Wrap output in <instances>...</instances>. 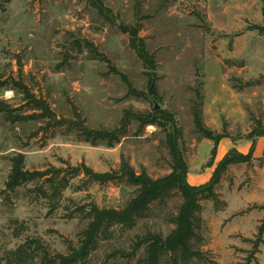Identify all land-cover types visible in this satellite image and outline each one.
Segmentation results:
<instances>
[{
	"label": "rangeland",
	"instance_id": "obj_1",
	"mask_svg": "<svg viewBox=\"0 0 264 264\" xmlns=\"http://www.w3.org/2000/svg\"><path fill=\"white\" fill-rule=\"evenodd\" d=\"M0 100L20 107L21 96L11 88L23 80L43 97L59 119L79 112L90 129H114L124 111L171 114L182 131L179 143L189 166L191 186L207 184L229 147L249 153L248 134L264 126V0H0ZM121 25L138 26L136 39L157 63L153 83L130 47L132 38ZM92 43L125 74L145 99L127 96L121 78L106 63L93 61L85 47ZM83 46H80V45ZM22 72H19V66ZM152 91V94H151ZM199 107L207 128L228 137L212 156L213 142L195 129L193 110ZM36 135V136H33ZM165 132L155 126L139 130L133 123L119 144L95 146L65 126L49 131L45 123L10 125L0 116V264L6 252L28 239H42L52 253L66 254L77 246L88 220L77 209L95 204L122 209L138 187L127 178L101 185L83 172L69 175L62 200L50 203L44 181L5 192L12 159L25 157L29 171L81 170L119 172L122 163L139 176L158 179L171 173L172 159ZM68 171V170H67ZM217 203L203 200L197 214L201 261L190 264H264L263 242L255 250L264 219V137L255 141L252 165L229 167L216 188ZM183 198L174 192L151 205L131 230L113 227L102 234L85 264H142L146 247L128 256L148 233L167 237L175 226ZM225 203V207L222 208ZM198 225V222H197ZM250 260V262H249ZM172 261L165 254L162 264Z\"/></svg>",
	"mask_w": 264,
	"mask_h": 264
},
{
	"label": "trees",
	"instance_id": "obj_2",
	"mask_svg": "<svg viewBox=\"0 0 264 264\" xmlns=\"http://www.w3.org/2000/svg\"><path fill=\"white\" fill-rule=\"evenodd\" d=\"M1 6L0 3V8ZM256 30L264 36V26L256 27ZM85 47L91 60L106 63L109 72L121 78L127 87V96L138 99L146 98V94L133 88L128 77L118 71L111 61L104 54L99 53L92 43L87 42ZM130 47L141 60L150 83H153L157 63L155 58L146 50L145 42L142 39H132ZM19 72H22L21 65L19 66ZM7 84L6 81L0 79V88L6 87ZM10 86L21 96V104L20 107L14 108L8 101L0 100V116L6 123L16 125L43 121L47 131L65 126L70 132H75L82 141L92 146L105 143L110 148L119 144L128 135L129 127L133 123L138 125L139 130H143L148 126H155L162 129L166 134L165 142L172 159V170L169 175L158 179H153L146 172H142L138 176V181L134 182L127 174V171L131 168L124 162L119 172L109 173H95L88 167H83L81 170L76 168L66 170L51 168L44 171H29L25 168L24 155L18 154L11 161V171L5 184V192L7 193H14L25 185L44 181L45 186H48L43 192L44 196L50 199V203H56L62 200L63 192L69 186L67 177L82 172L88 179L101 185L117 183L127 178L129 183L138 187V190L136 196L122 209H101L95 204L89 205L88 209H77L76 212L80 213L79 217L88 220V224L80 235L78 245L73 246L70 244L66 254H52L44 246L42 239L34 238L26 240L15 250L6 252L4 257H1L4 264H85L96 250L102 234L107 233L113 227H121L123 230L133 229L137 220L145 216L151 205L164 202L174 192H178L183 198L178 214L170 221L175 228L165 238L157 233H148L144 237H140L128 256L135 257L138 250L145 246L144 258L138 261L142 264H162L165 254H171L172 261L169 264H190L195 259L198 261L203 259L202 252L196 248L197 243H203V238L200 237L197 231L200 221L196 216L201 210L200 203L203 200L217 203L219 195L216 188L229 167L240 164L252 165L255 141L264 137V126L262 124L259 123L246 137L247 140L252 142L248 154H242L235 148L231 149L218 163L210 181L204 186L195 187L187 181L189 166L179 146L183 135L171 114L160 109L146 114L126 110L116 128L111 130L106 128L90 129L86 125L85 119L76 109L72 110L73 119H59L52 111L49 103L43 97H38L31 92L23 80L13 79ZM193 117L196 132L203 139L213 142L212 156H214L220 141L228 136L216 134L207 128L199 107L194 108ZM222 204V208H224L226 205L225 203ZM258 208L264 210V206L258 207L255 205L252 207V209ZM263 235L264 219L258 228L256 240L251 241L255 250H258V247L262 244Z\"/></svg>",
	"mask_w": 264,
	"mask_h": 264
},
{
	"label": "water",
	"instance_id": "obj_3",
	"mask_svg": "<svg viewBox=\"0 0 264 264\" xmlns=\"http://www.w3.org/2000/svg\"><path fill=\"white\" fill-rule=\"evenodd\" d=\"M120 29L122 30L123 33H128L132 39H136L138 37V33H139L138 26L131 27L128 25H121ZM127 174L130 176L132 181H134V182L138 181V176H136L133 171L129 170V171H127Z\"/></svg>",
	"mask_w": 264,
	"mask_h": 264
},
{
	"label": "crops",
	"instance_id": "obj_4",
	"mask_svg": "<svg viewBox=\"0 0 264 264\" xmlns=\"http://www.w3.org/2000/svg\"><path fill=\"white\" fill-rule=\"evenodd\" d=\"M233 148H236V147H234V146H232V147H229L228 149H227V152L225 153V154H223V157L221 158V160L224 158V156L231 150V149H233ZM239 151V150H238ZM240 152V151H239ZM244 154V153H243ZM245 154H248V153H246L245 152ZM220 160V161H221Z\"/></svg>",
	"mask_w": 264,
	"mask_h": 264
}]
</instances>
